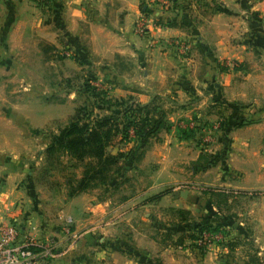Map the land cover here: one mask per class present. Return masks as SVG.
Wrapping results in <instances>:
<instances>
[{"label":"crops","instance_id":"1","mask_svg":"<svg viewBox=\"0 0 264 264\" xmlns=\"http://www.w3.org/2000/svg\"><path fill=\"white\" fill-rule=\"evenodd\" d=\"M88 85L169 128L113 186L74 192L82 167L45 150ZM233 104L250 122L223 134ZM121 140L108 153L136 150L132 130ZM213 188L238 195L218 204ZM202 222L233 244L201 245ZM0 223L58 239L51 264H264V0H0Z\"/></svg>","mask_w":264,"mask_h":264},{"label":"trees","instance_id":"2","mask_svg":"<svg viewBox=\"0 0 264 264\" xmlns=\"http://www.w3.org/2000/svg\"><path fill=\"white\" fill-rule=\"evenodd\" d=\"M87 90L90 93L94 92V88L88 87ZM95 95L100 99L98 94ZM100 100V104H97L95 108L107 109V115L89 120V114L86 113L87 108H78L67 126L60 130L58 135L50 137L49 146L45 150L48 157L66 154L75 161V164L82 167V177L75 184L74 192L105 185L113 186V179L119 178L120 164L123 161L130 164L138 163L143 157L148 139L156 137L162 129L168 130L169 128L162 116L157 115L156 119L153 118L152 107L123 105L120 101L113 103L105 101L103 98ZM115 107H120V113ZM230 108L231 113L226 120L222 121L220 127V132L223 134L229 132L231 128L250 122L244 120L243 108L240 105L233 104ZM131 130L137 138L136 150L127 154L119 152L116 155H111L108 153L107 149L113 140L119 134L122 141L126 140ZM215 161V159L206 160L205 166L213 165ZM204 193L212 198L215 197L218 204L225 203L228 197L238 195L234 191L217 188L206 189ZM160 197L161 195H157L152 200L156 201ZM212 227L213 225L202 222L197 229L199 233L214 232L215 228ZM227 245L231 246V244Z\"/></svg>","mask_w":264,"mask_h":264},{"label":"built area","instance_id":"3","mask_svg":"<svg viewBox=\"0 0 264 264\" xmlns=\"http://www.w3.org/2000/svg\"><path fill=\"white\" fill-rule=\"evenodd\" d=\"M44 1V0H39ZM149 5H156L166 9L170 0H146ZM148 19L140 15L135 23L134 31L138 35H145L148 31ZM174 45L179 50H185L182 43L176 41ZM65 235L68 238L69 232ZM218 234L214 232H202L199 243L203 246L213 244L218 240ZM75 239L68 243V249L75 246ZM218 242V241H217ZM60 241L56 238H47L43 241H32L20 238L18 227L12 223H0V264H51L56 258Z\"/></svg>","mask_w":264,"mask_h":264},{"label":"rangeland","instance_id":"4","mask_svg":"<svg viewBox=\"0 0 264 264\" xmlns=\"http://www.w3.org/2000/svg\"><path fill=\"white\" fill-rule=\"evenodd\" d=\"M176 42V41H175ZM174 43V42H173ZM173 47L174 48H176V49H178L175 45H173ZM89 87H91L90 85H88ZM92 88V87H91ZM91 92L93 91V90H90ZM112 91H114V90H112ZM85 92L87 93V96H86V101H84L81 105H80V108H87V111H86V113L87 114H89V120H95V118L96 117H100V116H104L103 114V112H100V111H98V110H94L95 109V107H96V105L97 104H100V99H102L103 98V95H107V97H109L111 94H112V92H110V93H107L108 92V90H107V92H106V90H94V92H92V93H90L89 92V90H85ZM95 94H98L99 95V98L100 99H98L97 98V96L95 95ZM96 96V97H95ZM91 99V100H90ZM86 103H88V104H86ZM117 110H119L118 112L120 113V107H115ZM215 108H217V107H215ZM218 112V108L217 109H215L214 110V112H213V114H211V115H214V117H210V119H208L209 117H207L206 119H208V120H212V122H214L215 121V119L217 120V113ZM194 121H196V120H191L190 122H188L187 124H184V125H182V128L184 129V126L185 125H188L189 126V128L191 129L192 127H195L196 126V122H198V121H196V122H194ZM201 124H202V122H200ZM206 123H208L209 124V122H206ZM200 124V125H201ZM204 124V123H203ZM213 123H211V124H209V125H212ZM207 127H205V129H206ZM197 133H198V131H196ZM120 138H121V136H120V134L113 140V142L111 143V145L109 146V148H111V147H117V148H120V145H123V144H121L120 143ZM122 141V140H121ZM203 142H205V143H209L210 142V138L209 137H205L204 138V141ZM202 142V143H203ZM205 143H203V144H205ZM63 161H65V159L63 158ZM205 162H203L202 164H204ZM40 169H41V167H40ZM41 171V170H40ZM39 175V177H41V174L39 173L38 174ZM94 182V181H93ZM93 189V188H92ZM215 199V198H214ZM210 201H213V199H209ZM216 200V199H215ZM212 203H214V201L212 202ZM213 228H215V231H214V233H216V234H218V240H216V241H214V243L213 244H217V243H221V244H224L225 246H227V244H231L232 242L231 241H233L232 240V238L229 236V233L227 232V231H222L221 229H220V227H213ZM218 241V242H217ZM213 244H209V245H206V246H204V247H209L210 245H213ZM233 244V243H232Z\"/></svg>","mask_w":264,"mask_h":264}]
</instances>
